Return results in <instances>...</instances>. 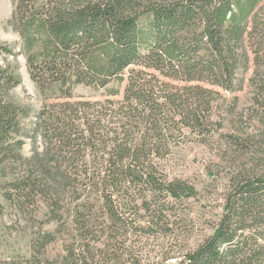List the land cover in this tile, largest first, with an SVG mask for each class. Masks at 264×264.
I'll return each mask as SVG.
<instances>
[{"label":"trees","instance_id":"16d2710c","mask_svg":"<svg viewBox=\"0 0 264 264\" xmlns=\"http://www.w3.org/2000/svg\"><path fill=\"white\" fill-rule=\"evenodd\" d=\"M42 1L37 6V0H13V22L28 49L31 77L40 87L58 86L71 98L75 86L104 89L114 79L123 81L125 72L136 66L168 79L182 76L188 83L204 81L235 92L237 76L250 62L245 43L253 39L258 48L251 81L254 101L264 106V19L254 15L261 0ZM145 17L152 19L148 30L141 26ZM21 82L17 67L0 66L2 193L22 211L43 202L52 215L49 221L60 225L56 234H68V219L69 235L75 236L58 261L45 258L56 234L40 233L30 259L0 264H151L147 252L144 257L138 253V241L129 246L133 235L145 237L149 248H160L164 239L170 247L182 245L187 252L176 264H264V246L259 244L264 241V154L250 151L255 137H228L245 156L253 154L255 165L240 168L231 179L213 236L192 247L185 236L190 224L167 213L175 208L171 200L180 206L197 192L188 181L171 180L161 162L167 160L176 132H182L180 126L192 125L207 134L210 120L203 116L201 103L220 93L200 86L178 88L162 83L156 74L132 70L122 102L46 106L26 135L35 144L26 158L19 137L29 111L11 97ZM192 94L198 103L189 104ZM109 113L119 120L117 129L107 122ZM258 144L264 147V137ZM236 155L235 149L229 158L233 161ZM90 162L96 167L93 174ZM144 186L152 189L154 202L146 200L141 209L130 194ZM96 196L102 198L99 206L91 202ZM2 209L0 205V214ZM142 210L148 214L142 216ZM256 229H261L256 235H244Z\"/></svg>","mask_w":264,"mask_h":264},{"label":"rangeland","instance_id":"374dc122","mask_svg":"<svg viewBox=\"0 0 264 264\" xmlns=\"http://www.w3.org/2000/svg\"><path fill=\"white\" fill-rule=\"evenodd\" d=\"M35 3L37 6H42L43 1L37 0ZM15 10L16 7L13 0H0V66L6 67L11 65L17 67L21 76L22 82L20 86L11 92V97L14 102L29 111L28 117H24L22 120L23 133L19 137V140L25 142L23 155L26 158L32 156V150L35 146L34 142L26 135L32 132L37 121V116L46 106L76 102H99L102 104L107 103V101L122 102L125 98L132 70L142 69L149 75L156 74L162 83L171 84V86L178 88H195L200 86L209 91L214 90L220 93V96L217 94L209 96L207 98L208 102L206 101L207 104L201 103L203 116L210 120L207 134H202L192 125L180 126L182 132H176L172 147L170 148V154L166 157L167 160L165 162H161L165 165L164 170L171 180H185L190 185L196 187L197 196L183 205L177 206L169 197L172 206H175V208L174 211L172 208H168L167 210L172 220H176V218L184 219L190 224L188 233L185 234L189 240L188 245L196 247L205 237L213 236L217 229V224L224 213L228 193L231 188V179L237 175L240 168L249 169L255 165L251 159L253 154L245 156L247 152L243 153L238 151L236 147L234 148L233 144L228 142V137L237 134L243 137H255L253 140L254 145L250 151L264 154V147L258 144L259 138L264 137V106L255 103L254 89L251 82L257 69L254 65L258 49L255 47V41L252 39V41L248 40L245 43V50H247L246 53L250 62L248 70H241L238 74L235 86L238 90L235 92H226L220 87L213 86L209 82L204 81L198 82L194 80L188 83L186 81L187 78L182 76H179V79H168L154 70L132 66L125 72L123 81L114 79L104 89L84 84L75 86L69 91L71 98H66L58 86L43 88L33 81L31 68L27 59L28 49H26V43L17 32L16 25L13 22ZM257 14L259 19H264V0H261L257 5L254 15ZM151 20V17L142 19L141 26L144 30L149 29ZM252 23L251 18L248 24L249 29L252 27ZM5 49L11 50L13 55L7 54L4 51ZM35 52L37 51L35 50ZM261 70L264 72V66ZM239 88L242 89L240 90ZM194 94H192L189 104H195L196 101L198 103V99ZM158 96L159 98L165 97L164 94L160 93ZM235 98H238V101H235ZM110 114H108L106 120L113 129H117L116 127H119V120L109 116ZM43 142V139L39 142L41 149ZM235 149L237 155L232 161L229 157L232 155V152L234 153ZM226 153H230L229 157H225ZM98 167L101 169L102 166ZM88 169L90 174H93L96 167L90 162ZM1 188L0 205L3 209L2 214H0V261L2 263L25 262L32 257V248L34 247V242L38 240L39 234L41 233L43 236L45 233L56 234L59 232L60 225L59 223L52 222V220L49 221L52 215L43 202L37 203L34 208L22 211L19 207L4 198V193L2 192L5 191L1 190ZM151 190L150 187L144 186V189H141L140 192L135 190L136 192L131 193L130 197H136L142 209L146 200L147 202H154ZM96 197L91 202L99 206L102 198L100 196ZM114 198L123 199L120 195H114ZM145 213L147 212L141 211L142 216ZM179 216L185 218H180ZM67 221L65 230L68 234L65 236L56 234L57 240L46 249L45 258L58 261L67 252L69 247L68 241L70 242L73 235L75 236V234L69 235V232H72L70 227L71 220L67 219ZM141 224L147 226L146 221H142ZM259 230L261 229L248 230L244 232V235L253 236L257 232H260ZM144 239L145 237H135L133 235L129 239V246L138 241L140 245H137L138 253L140 252L141 257H144L147 252V260L151 264H156L157 262L165 263V260L167 261L168 258L167 264H176V262L182 260L187 252V249L183 251L182 245L168 246V241L165 239L159 241L160 248H149V246L144 245ZM259 244L264 246V241L259 240ZM147 249L150 250L148 251Z\"/></svg>","mask_w":264,"mask_h":264}]
</instances>
